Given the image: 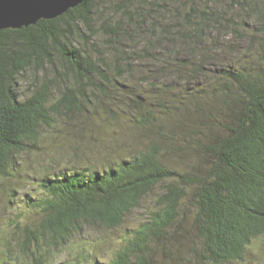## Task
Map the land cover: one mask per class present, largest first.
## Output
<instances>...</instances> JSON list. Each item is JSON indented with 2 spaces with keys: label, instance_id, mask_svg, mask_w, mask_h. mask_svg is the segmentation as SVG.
Returning <instances> with one entry per match:
<instances>
[{
  "label": "trees",
  "instance_id": "trees-1",
  "mask_svg": "<svg viewBox=\"0 0 264 264\" xmlns=\"http://www.w3.org/2000/svg\"><path fill=\"white\" fill-rule=\"evenodd\" d=\"M103 1L85 0L59 17L0 30V175H13L12 156L43 151L60 120L99 105L109 110L96 113L105 121L109 115L122 114V97L129 86L123 65L147 59L153 66L166 67L168 76L166 62L172 63V56L194 57L211 24L217 27L232 16L213 4L188 8V0H121L114 9L110 6L121 16L100 17L96 12ZM260 1L232 0L231 5L246 7L243 23L260 30L264 52ZM162 11L177 19L160 29ZM228 30L226 35L232 30L244 37L238 28ZM164 39L170 44L162 45ZM143 42L142 53L138 45ZM244 52L243 59L254 56ZM257 63L228 68L231 81L216 88L219 114L227 119L220 132L198 145L200 163L174 167L165 162L167 134L159 125L164 140L144 141L113 166L90 172L49 169L39 176L42 195L31 205L36 217L23 221L19 212L13 221L14 241L6 239L10 245H4L13 264H159L161 254L173 259L168 264H239L257 245L264 248V63ZM110 71L115 76H109ZM31 72L33 78L28 77ZM137 98L133 121L153 126V112H140L146 97ZM210 118L214 125H222ZM158 188L153 207L125 232L108 260L90 259L95 242L82 238L84 229L95 224L109 230L120 227ZM78 237L83 239L81 248H68ZM184 238L188 243L183 255ZM73 250L61 263L52 258ZM15 252L24 255L22 262ZM176 259L180 263H174Z\"/></svg>",
  "mask_w": 264,
  "mask_h": 264
},
{
  "label": "rangeland",
  "instance_id": "rangeland-1",
  "mask_svg": "<svg viewBox=\"0 0 264 264\" xmlns=\"http://www.w3.org/2000/svg\"><path fill=\"white\" fill-rule=\"evenodd\" d=\"M182 1L184 0H179L180 3ZM120 2L121 0H104L99 6L101 11H97L96 14H99L100 17L102 15L112 16L110 13L121 16L120 12L113 10L116 5L121 4ZM231 2L232 0H188V8L213 4L214 9L226 8L230 11L228 15L232 16H227L230 21L222 19L221 24L217 27L211 24V31L207 32L206 40L201 41L197 46L198 54L194 57L186 53L185 56L184 54L178 57L172 56L173 62H166V65L169 64L167 68L169 77L164 70L166 67L159 68L160 66L156 63L153 66L152 62L147 59L139 60L140 62H135L130 66L123 65L125 75L128 76L129 86L127 87V96L122 97L125 101L124 108L121 110L122 114H118L115 118L109 115L105 121L103 117L96 114L98 111L109 112V110H102L101 105L95 106L92 111H85L82 114L75 113L65 121L64 119L59 121L58 130L54 132V136H51L53 139L45 140L41 148L43 151L38 150L32 153L24 151L12 156L10 171L13 175H0V264L16 262L12 259L13 255L4 252L6 239L14 241L13 229H15V225L13 221L19 212H21L20 216L23 221L36 217L37 210L35 211L31 205L37 202L42 195L38 179L49 169L54 173L76 169L90 172L113 166L121 159L131 156L135 149L144 145V141L149 142L160 138L164 140V137L159 134L157 128L159 125L167 134L163 141L166 148L163 158L165 162L178 167L183 163L194 164L198 161L197 159L200 157L195 151L198 149V145L211 137L213 132H220V128L227 119L219 114L220 102L216 88L229 82L228 80L231 81L228 76L231 67L236 68L235 66H237L241 69L246 64L254 66L258 64L257 60L264 63L260 30L258 32L254 26H245L243 21L247 18L246 7L243 8L239 4L232 6ZM170 7L171 5H168L165 8ZM257 7L260 9V13L264 12V0H261ZM162 12L164 20L158 18L160 19L158 21L160 29L166 25L168 27L171 21L177 19V17L170 19L165 11ZM260 13L255 11L257 16ZM116 19L118 18L116 17ZM249 20L253 21L254 18L251 17ZM229 23L233 25L229 26ZM150 24L151 20H148L145 25L146 29ZM234 28L240 29L244 37L241 38L238 33L232 32V30L226 35L228 29ZM99 42L103 41L99 40ZM81 43L84 45L83 39H81ZM145 44L143 42L138 45V49H141L142 53ZM163 44L167 46L170 42L164 39ZM244 50L251 51L254 56L243 59ZM184 63L189 66L183 68ZM196 67H201L202 72L197 73V71L195 74ZM114 74V71L108 73L111 77L115 76ZM28 77L33 78V73L31 72ZM137 95L146 97V106L142 107L140 112L148 110L153 112L156 117L153 126L143 127L133 121L137 108ZM210 116H213L222 125H214ZM116 118L117 120H115ZM198 162L200 163V160ZM158 192L159 188L150 194L152 198H146L140 207L130 212L124 223L114 230L97 224L87 226L82 238L84 240L93 239L95 242L90 248V259L108 260L109 251H113L116 246L120 245V240L125 232L143 221L147 214L145 211L148 207H153V198L157 197ZM82 238H73L69 242L68 248L80 249ZM182 242L180 247L183 248L182 254L184 255L188 242H186V238ZM7 245L10 244L7 243ZM253 251L251 257L239 264H264V248L259 249L257 245ZM16 253H14V257L20 258V262H22L24 255ZM73 253L74 250L71 253H57L52 258L56 263H61L67 259L69 254ZM175 257L176 255H174ZM161 258L159 264H168L173 261L171 257H165L163 254H161ZM178 262L180 263V259H176L174 263Z\"/></svg>",
  "mask_w": 264,
  "mask_h": 264
},
{
  "label": "water",
  "instance_id": "water-1",
  "mask_svg": "<svg viewBox=\"0 0 264 264\" xmlns=\"http://www.w3.org/2000/svg\"><path fill=\"white\" fill-rule=\"evenodd\" d=\"M85 0H0V30L20 29L53 19Z\"/></svg>",
  "mask_w": 264,
  "mask_h": 264
}]
</instances>
